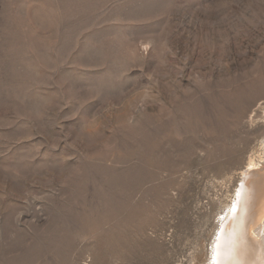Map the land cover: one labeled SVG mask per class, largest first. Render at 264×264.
<instances>
[{
	"label": "rangeland",
	"instance_id": "rangeland-1",
	"mask_svg": "<svg viewBox=\"0 0 264 264\" xmlns=\"http://www.w3.org/2000/svg\"><path fill=\"white\" fill-rule=\"evenodd\" d=\"M263 137L264 0H0V264H212Z\"/></svg>",
	"mask_w": 264,
	"mask_h": 264
},
{
	"label": "bare ground",
	"instance_id": "bare-ground-1",
	"mask_svg": "<svg viewBox=\"0 0 264 264\" xmlns=\"http://www.w3.org/2000/svg\"><path fill=\"white\" fill-rule=\"evenodd\" d=\"M235 179L239 187L211 247L212 264H264V137Z\"/></svg>",
	"mask_w": 264,
	"mask_h": 264
}]
</instances>
